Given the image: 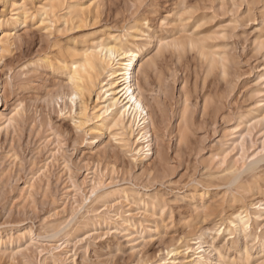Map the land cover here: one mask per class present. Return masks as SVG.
I'll use <instances>...</instances> for the list:
<instances>
[{"label":"rangeland","instance_id":"1","mask_svg":"<svg viewBox=\"0 0 264 264\" xmlns=\"http://www.w3.org/2000/svg\"><path fill=\"white\" fill-rule=\"evenodd\" d=\"M24 1L18 23L0 4V113L19 110L0 134V264H195L197 246L264 264V0ZM109 37L141 49L146 158L94 118L97 86L71 101V60Z\"/></svg>","mask_w":264,"mask_h":264},{"label":"bare ground","instance_id":"2","mask_svg":"<svg viewBox=\"0 0 264 264\" xmlns=\"http://www.w3.org/2000/svg\"><path fill=\"white\" fill-rule=\"evenodd\" d=\"M55 1L58 0H47V4H45L44 7H39L43 9L44 16H47L48 11L54 7ZM1 3L3 6L9 5V7H13L11 18L17 16L13 18V21H17V23L18 15L21 14L25 16L28 13L24 0L19 6L16 2L11 3L7 0H0V4ZM96 6L97 2L95 0H89V5L87 6L88 10ZM81 12V8H79V10H72L74 16ZM7 22V19L0 17V57L3 52H7L6 50L8 49L9 42L11 43V38L14 36L13 30L15 28L8 31L2 30V25L7 24ZM129 52L132 53V55H128ZM140 52L141 49H139V47H128L124 42H119L114 38L89 39L87 40V45L83 47L80 56L70 62L69 81L73 87L70 93L72 103H74L76 99L83 101L82 99L85 98L84 96L86 94L88 95L94 86H97L101 97L98 96L96 102L101 101L102 104L100 107L98 106L99 104L97 106L95 104L96 107H94V109H96L97 113L94 114V118L99 121V125L103 126L102 128L108 125L118 127L127 133V136L133 137V144L142 145L140 147L137 146L136 152L144 153V158H146L152 152L148 130L150 117L147 106L141 95V89L138 83L133 80L137 65L139 66L138 68L141 67V61L139 60ZM62 64L63 63H61V65ZM100 75H103V81L98 80ZM73 97H75V99H73ZM84 105L82 106L84 114H86L85 111L87 107ZM3 108H6V104L0 86V109ZM83 110L81 109V111ZM18 112V107H15L11 116L5 117L0 113V134L4 128L6 130L7 127L14 123L15 116ZM243 213L235 214L232 220H229V225L234 227L238 226L237 228H239V225L247 227L250 218ZM198 240V238L193 239L191 244H198ZM199 250L200 246L196 248L186 247V249H184L186 252L184 256L187 254V257H196V260H193L195 264H206V260L200 255L201 251ZM172 251L169 253L175 254V250ZM188 253L191 254L188 255ZM191 258H189V261H191ZM170 262L173 263L174 259H170Z\"/></svg>","mask_w":264,"mask_h":264},{"label":"snow or ice","instance_id":"3","mask_svg":"<svg viewBox=\"0 0 264 264\" xmlns=\"http://www.w3.org/2000/svg\"><path fill=\"white\" fill-rule=\"evenodd\" d=\"M161 46H163V43L161 44ZM128 55H132V53H128ZM73 99H75V97H73ZM21 107H23V105H21Z\"/></svg>","mask_w":264,"mask_h":264}]
</instances>
